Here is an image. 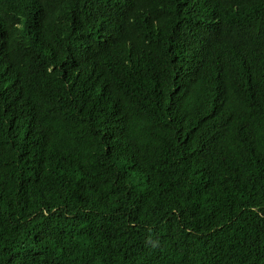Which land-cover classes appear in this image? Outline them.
I'll return each instance as SVG.
<instances>
[{"label":"trees","instance_id":"1","mask_svg":"<svg viewBox=\"0 0 264 264\" xmlns=\"http://www.w3.org/2000/svg\"><path fill=\"white\" fill-rule=\"evenodd\" d=\"M0 264H264V0H0Z\"/></svg>","mask_w":264,"mask_h":264}]
</instances>
